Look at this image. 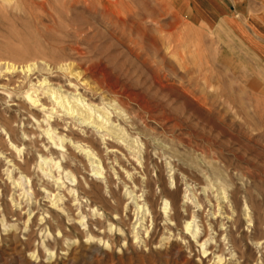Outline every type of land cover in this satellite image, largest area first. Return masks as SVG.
Wrapping results in <instances>:
<instances>
[{"label":"rangeland","instance_id":"obj_1","mask_svg":"<svg viewBox=\"0 0 264 264\" xmlns=\"http://www.w3.org/2000/svg\"><path fill=\"white\" fill-rule=\"evenodd\" d=\"M260 39L264 0H0V264H264Z\"/></svg>","mask_w":264,"mask_h":264},{"label":"bare ground","instance_id":"obj_2","mask_svg":"<svg viewBox=\"0 0 264 264\" xmlns=\"http://www.w3.org/2000/svg\"><path fill=\"white\" fill-rule=\"evenodd\" d=\"M6 68H11V69H13V68H15L14 67V65L13 64H9L8 62L6 63ZM30 69V68H29ZM78 75V74H77ZM27 95V94H26ZM31 96H32V94H31ZM27 97L29 98V100L31 99V102L32 103H34V101L36 100V99H32V98H30V96L29 95H27ZM130 97V96H129ZM39 100V99H38ZM59 100V101H58ZM55 101H56V99H55ZM83 100H81V99H79V98H76L75 99V102H78L82 107H85L86 106V113H84V114H86L85 116H81V118H80V120L81 121H86V120H88L89 118H91L92 116V111H93V108L91 107V106H89V105H87V104H83V102H82ZM56 104L57 105H59L61 108H63L67 113H74L76 110L74 109V107L73 106H71V105H69V104H67V107H65L64 105H65V102L62 100V99H57V101H56ZM81 114H82V112H81ZM80 114V115H81ZM96 116V115H95ZM105 115H101L100 113L97 115V118H100V120L102 121V120H104V122H108V118H106V117H104ZM100 123V122H99ZM102 127V126H101ZM11 146V145H10ZM102 170V169H101ZM100 171V170H99ZM18 180V179H17Z\"/></svg>","mask_w":264,"mask_h":264},{"label":"crops","instance_id":"obj_3","mask_svg":"<svg viewBox=\"0 0 264 264\" xmlns=\"http://www.w3.org/2000/svg\"><path fill=\"white\" fill-rule=\"evenodd\" d=\"M214 2H216V4H220L221 6H223L224 7V5H225V0H213ZM231 3L233 2V0H229ZM250 0H247V2H249ZM254 3H255V1L256 0H252ZM232 9H233V7H232ZM232 11V10H231ZM230 11V12H231ZM254 17H256L257 19H260V18H262L263 17V15L262 14H259V15H256V16H254L253 15V18ZM262 40H264V39H260V41H262Z\"/></svg>","mask_w":264,"mask_h":264}]
</instances>
